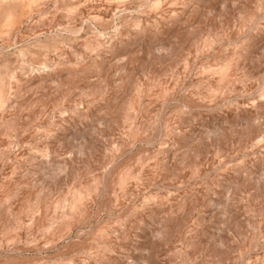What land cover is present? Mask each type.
Instances as JSON below:
<instances>
[{"label": "clouds", "instance_id": "9594fccd", "mask_svg": "<svg viewBox=\"0 0 264 264\" xmlns=\"http://www.w3.org/2000/svg\"><path fill=\"white\" fill-rule=\"evenodd\" d=\"M0 264H264V0H0Z\"/></svg>", "mask_w": 264, "mask_h": 264}]
</instances>
